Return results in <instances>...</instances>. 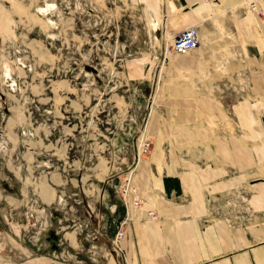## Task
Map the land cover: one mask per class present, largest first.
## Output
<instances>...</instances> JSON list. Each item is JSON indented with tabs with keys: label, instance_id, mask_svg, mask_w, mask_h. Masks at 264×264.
Masks as SVG:
<instances>
[{
	"label": "rangeland",
	"instance_id": "1",
	"mask_svg": "<svg viewBox=\"0 0 264 264\" xmlns=\"http://www.w3.org/2000/svg\"><path fill=\"white\" fill-rule=\"evenodd\" d=\"M165 2L0 0V264H32L34 256L39 264L121 263L110 253L109 233L96 230L99 221L114 219L112 205L116 218L121 216L116 185L133 171L137 155L149 156L154 149L147 133L150 83L180 57L159 60L149 80L131 65L157 55ZM241 3L228 15L249 13L260 33L264 13L256 15ZM227 17L215 8L202 29L195 24L210 50L203 58L216 64L204 69L198 86L232 112L249 79ZM250 101L261 106L257 112L263 118L264 98ZM238 125L236 115H229L228 121L218 118L201 127L224 138ZM142 136L150 147L140 155ZM250 177V190L235 185L233 193L207 202L233 203L234 223L247 213L252 220V204L264 203L259 190L264 183L252 182L254 173ZM48 190L57 197L51 202L41 197ZM241 206H249L248 212ZM74 231L75 241L69 238Z\"/></svg>",
	"mask_w": 264,
	"mask_h": 264
},
{
	"label": "crops",
	"instance_id": "2",
	"mask_svg": "<svg viewBox=\"0 0 264 264\" xmlns=\"http://www.w3.org/2000/svg\"><path fill=\"white\" fill-rule=\"evenodd\" d=\"M240 3L241 0H218L212 4L206 0H166L160 9L157 55L131 65L140 68L138 74L149 80L150 72L152 76L159 63L163 42L197 23L202 29L217 8L231 21L238 40L234 51L244 56L249 81L242 97L231 106L232 112L205 93L198 83L204 78V69L216 64L203 58V52L210 50L201 43L202 38L191 51L192 58H186L191 52L177 54L180 58L164 67L165 75L157 82L152 79L147 104L153 106V111L147 133L153 137L154 149L136 163L130 181L141 205L122 207L117 218L112 205L109 210L114 219L98 224L109 233L107 242L111 245L119 223L128 217L123 220L121 240L125 260H118L117 264H264V203L252 204L256 213L252 220L247 213L237 216L238 222L234 223L233 203L207 202L233 193L235 185L250 190L251 173L255 174L252 182L264 183V117L258 116L261 106L250 101L264 98V22L259 33L249 13L240 15L242 11H237L229 16L234 7L239 9ZM259 3L264 13V0ZM229 115H236L239 129L227 137L218 138L211 129L201 127L218 118L228 121ZM173 126L179 134H173ZM197 148L205 150H182ZM54 165L51 163L53 168ZM20 177L23 178L22 172ZM259 190L264 196V187ZM41 197L50 202L57 198L51 190L42 192ZM89 202L87 207L91 210ZM249 206H241V210L248 212ZM149 211L156 217L149 218ZM69 234L75 241L77 232ZM39 259L34 256L29 262L39 264Z\"/></svg>",
	"mask_w": 264,
	"mask_h": 264
},
{
	"label": "built area",
	"instance_id": "3",
	"mask_svg": "<svg viewBox=\"0 0 264 264\" xmlns=\"http://www.w3.org/2000/svg\"><path fill=\"white\" fill-rule=\"evenodd\" d=\"M242 6L244 5L249 11L255 13L256 15L262 14V9L260 7L259 0H243L241 3ZM264 6V4H263ZM200 44V36L199 30L196 25H192L177 35L169 37L167 41H164L162 48L159 53V60L162 63L168 60L170 57H173L177 54H184L195 50ZM138 152L141 155L143 152L147 151L150 147V140L146 137H141L139 139V143L137 145ZM137 161L138 155L136 156ZM131 173L130 171L128 175H125L122 179V182L119 185H116V191L119 192L120 198L122 201L123 207L128 209L129 205L133 207H138L141 205V200L136 192L134 186L131 185ZM149 218H155L156 215L154 212L149 211L147 213ZM128 217H125L126 220ZM121 221L116 229V233L111 240V254L114 253L116 256H119L121 259H124V253L121 247V240L124 234L123 224L125 221ZM102 228H98L96 230L97 233H101ZM96 234H93L90 239H96ZM94 247V245H91Z\"/></svg>",
	"mask_w": 264,
	"mask_h": 264
},
{
	"label": "bare ground",
	"instance_id": "4",
	"mask_svg": "<svg viewBox=\"0 0 264 264\" xmlns=\"http://www.w3.org/2000/svg\"><path fill=\"white\" fill-rule=\"evenodd\" d=\"M199 30V29H198ZM199 36H200V38H201V33H200V30H199ZM138 160H140V158H138Z\"/></svg>",
	"mask_w": 264,
	"mask_h": 264
},
{
	"label": "trees",
	"instance_id": "5",
	"mask_svg": "<svg viewBox=\"0 0 264 264\" xmlns=\"http://www.w3.org/2000/svg\"><path fill=\"white\" fill-rule=\"evenodd\" d=\"M123 207V206H122ZM56 237V236H55Z\"/></svg>",
	"mask_w": 264,
	"mask_h": 264
}]
</instances>
